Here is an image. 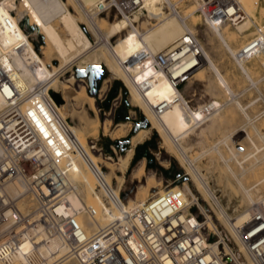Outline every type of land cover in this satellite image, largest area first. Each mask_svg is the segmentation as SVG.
<instances>
[{"label": "bare ground", "instance_id": "1", "mask_svg": "<svg viewBox=\"0 0 264 264\" xmlns=\"http://www.w3.org/2000/svg\"><path fill=\"white\" fill-rule=\"evenodd\" d=\"M113 1L120 11V16L113 20H107L109 10L114 6L111 5ZM161 1L142 0L141 8L146 17L141 20L138 13L130 16L125 5L117 0H19V2L0 0V82L3 83H0V111L8 106L9 99H23L21 107L33 113L39 98L35 92L38 85L42 86L44 92L50 87L61 95L62 101L58 103L51 92H48L57 120V123L53 122L50 126L53 129L51 143L53 146L64 144V152L69 164L66 172L69 188L65 195L69 201L67 212L75 214L77 221L86 230L91 231L99 225L106 224L114 217H118L121 211H133L141 207L147 196L163 191L161 180L158 181L152 171L149 174H144V160H141L131 170V175H133L131 177H136L139 182L133 197L122 196V199L127 197L126 206L119 202V197L111 204L99 202V199L93 195L89 176L92 167L101 169V166L104 165L107 170L101 169V172L106 180L112 182L114 179L116 181L115 191L121 190L124 173L133 154V147L137 143H141L151 130L155 129L163 139V143L167 145L168 149L170 148L171 155L181 160L180 162L186 163L187 174H190L195 180L199 193L214 200L216 213L221 224L227 230L223 228V232L230 239L238 242L237 227L246 221L253 209L259 208L254 204L261 200V207L264 208V196L255 192L261 188L259 184L264 183V175L253 182L254 184L249 183L250 186H246L245 183L248 177L255 172L264 170V132L258 129V125H255L257 119L254 121L253 116H249L245 111L244 106L237 98L238 94L233 92L228 78L223 75L224 73L220 71L211 55L197 39L191 21H187V17L190 15L198 16L193 11L194 6L192 5L193 9H187L185 13L184 11L166 13L160 6ZM236 1L241 12V19L235 23L234 27L237 33H242L249 28L252 17L250 15L254 8L251 4L253 1ZM69 6L77 10V14L72 13ZM11 8L15 9V14ZM101 13H105V16H101ZM23 16L28 18V24L33 30L31 33L25 31L20 24V19ZM149 19L154 21H149ZM205 21L225 50L234 58L243 75L254 83L246 64V61L251 58L239 57L238 51L243 44L237 48L231 44L233 42L232 32L230 34L227 31L228 26H223L228 22L208 19ZM81 24H84L89 33L95 37V45ZM36 35H39L42 41L39 46L40 52L35 49L30 38ZM115 36H117L115 41L111 43L110 39ZM172 50H174V61H171L168 68L157 67L154 54ZM260 52L253 57H264V51ZM144 53L149 55L147 60L142 58ZM51 58L58 60V64H54ZM73 62H76V68L99 64L110 72V77L102 81L95 96L89 94L86 91V85L80 84L81 78L76 80L73 74L65 79H58L59 72ZM207 63V67L213 71V77L217 84L228 97L224 102H220L217 98L193 108L189 104L190 100L185 96V91L189 89L193 80L205 81L206 77L202 75L201 67ZM111 77L120 78L124 82L128 88L131 102L143 110L148 121L147 126H140L132 132L129 137L131 145L125 148L123 154L118 155L115 162H112V156L108 154L100 155L94 152L91 149L90 140L81 142L79 137L80 132L85 130L87 125L93 135H97L99 113L95 106V99L106 92L107 86H109L107 83ZM74 80L79 84L72 85ZM178 82H186L185 87L182 89L177 86ZM214 86L211 82L209 90H213ZM188 92L190 93V91ZM11 93H14L13 97L8 98ZM162 101H168L169 106L161 113H156L153 110V105ZM231 102L243 113L244 122L224 133L217 142L214 141L216 143L209 150L217 153L228 173L234 177L238 186L246 193L244 194L248 205L247 211H242L233 217L226 213L214 199L203 174L200 173L197 164L200 154L190 157L187 151H190L192 146L183 144L186 137L192 134L197 137L203 136L222 123L226 117L228 118L226 114H220V111ZM71 103L79 104V107L69 108ZM40 106L46 110L42 103ZM88 108L93 111L94 116H90ZM260 113H264V111ZM67 116L72 119V125L64 122ZM106 117L112 120V113L107 114ZM41 120L37 119L42 124ZM124 124L123 122L116 123L112 131L103 125V134L106 133L105 135L108 136V134L114 133L118 136L119 133H124L121 131ZM247 125L253 128L258 139L247 129ZM42 126L44 125L42 124ZM72 140L79 144L81 152L80 150H77L78 152H75L74 149L71 150L72 145L69 143ZM221 143L226 145V153L221 150L219 146ZM231 160L234 161L235 167L231 166ZM143 174L146 175L144 181L140 180V176ZM83 181L85 184L82 186ZM181 186L185 201H188L190 197L196 198L186 180L182 182ZM252 189L254 190L252 191ZM8 190L12 194H18L24 190V187L21 183H13L9 185ZM97 192L99 191L97 190ZM87 206L95 208L96 215L94 217L87 214ZM199 209L204 213L205 227L214 229L221 235L220 222L218 225L214 216H211L203 205L200 204ZM239 246L242 249L241 244ZM63 250L64 248L59 247L56 255H60ZM21 262L22 257L19 256L13 264H21ZM61 264H81V262L76 258H69Z\"/></svg>", "mask_w": 264, "mask_h": 264}, {"label": "built area", "instance_id": "2", "mask_svg": "<svg viewBox=\"0 0 264 264\" xmlns=\"http://www.w3.org/2000/svg\"><path fill=\"white\" fill-rule=\"evenodd\" d=\"M119 2L129 15L143 13L142 0ZM189 2L204 21L235 25L241 19L236 0H162L160 6L167 13H178ZM255 27V34L238 51L240 58L249 59L264 51V23ZM173 52L154 54L156 66L167 69L174 61ZM148 56L144 53L143 60ZM81 81L88 88L87 80ZM41 87L35 88L39 98L33 113L21 107L23 99H9L8 106L0 111V264H13L19 256L21 264H61L69 258H76L81 264H264V209H253L237 227L238 242L231 241L223 229L220 228V235L206 228L200 209L202 217L192 211L197 199L190 197L185 201L182 186L172 183L163 185L161 193L149 195L141 207L121 211L106 224L86 230L75 214L67 212L69 164L64 144L51 143L50 126L57 123L48 96L52 88L44 92ZM105 96L106 93L95 99L97 110L103 116L112 113L113 118L120 102L113 99L102 104ZM168 106V101H162L153 105V110L161 113ZM89 140L94 152L106 155L97 139ZM69 145L71 150L81 152L76 141ZM91 170L104 203L111 204L122 197V191H115L101 169ZM13 183H21L24 190L10 193L9 185ZM86 212L91 217L96 215L92 206H87ZM59 247L64 250L56 255Z\"/></svg>", "mask_w": 264, "mask_h": 264}, {"label": "rangeland", "instance_id": "3", "mask_svg": "<svg viewBox=\"0 0 264 264\" xmlns=\"http://www.w3.org/2000/svg\"><path fill=\"white\" fill-rule=\"evenodd\" d=\"M14 1L19 2V0H14ZM118 1L119 0H117V2ZM252 1L254 2V4L253 2H251V4L254 8L252 15H250V17L251 16L252 17L249 24V28L246 31L242 33H237L234 27L235 25H233L231 22L224 23L223 25V26H228L227 31H229L230 34L232 32L233 42H231V44L236 48L241 46L251 36L255 34V28H256L255 26L257 24L264 23V0H252ZM111 5H116L115 1H113ZM69 8L72 13L77 14L78 11L75 10L72 6H69ZM191 8L193 9L192 3L189 2L186 5H184L182 8H180L179 11L180 12L184 11L185 13L187 12V9L192 10ZM11 10L15 14V9L11 8ZM100 15L105 16V13H101ZM119 16H120L119 9L115 8V6H112L106 18L107 20H113L114 18H117ZM139 16L141 17V20L145 19L146 17L145 12H143V14L140 13ZM193 16L194 15L188 16L187 21L189 22L191 21L190 23H192V26L194 28V33L197 39L203 45V47L209 53V55H211L217 67L220 69L222 73H224L223 75L226 78H228L227 80L231 84V88L234 90L233 92L238 94L237 98L239 102L244 106L245 111L249 114V116H253L254 121L257 119L255 121V125H258L257 126L258 129L261 132H264V113H260L264 111V57L260 55L262 57V60L260 59L261 57H253L248 61H246L247 62L246 64L248 65L251 74L250 76L252 80L255 81L254 83H252L246 76L243 75V73L239 69V66L235 62L234 58L231 55H229V53L225 50L219 39H217V37L212 33V31L208 26L207 21H204L203 18H201L199 15H198L199 17L198 16L193 17ZM151 20L152 22L154 21L153 19H149V21ZM20 24L23 26L24 30L27 31L28 33L29 32L31 33L33 31L32 27L28 24V18L26 16L21 17ZM81 27L86 32L92 43L96 44L95 37L91 33H89L85 25L81 24ZM139 27L141 29V26ZM116 37L117 36L112 37L110 39L111 43L115 41ZM30 38L34 44L35 49L38 52H40L39 46L41 45L42 42L41 37L39 35L38 36L36 35V36H31ZM51 61L54 64H58L59 62L58 60H54L53 58H51ZM75 65L76 62H73L71 63V65H68L64 70L59 72L58 79L62 80L67 78L70 74H73L76 80L77 78H85L87 80V77L76 76ZM207 65L208 63L203 65L204 67L203 66L201 67L202 75L203 76L205 75L206 77L205 81L193 80V82L189 86V89L185 91V96L188 97V99L190 100L189 104L191 107L193 106V108H195L199 104H203L205 102L217 98H218L217 100H219L220 102H224L228 97V95L223 92L224 90H222L221 87H219V85L217 84L216 80L213 77L214 76L213 71H211L210 68L207 67ZM104 69L105 72L101 77V80L99 82V87L104 79L110 77V72L105 67ZM76 80L72 82V85L78 83V81L76 82ZM211 82L213 83V85H215L213 90H209V85ZM80 84L84 85V82L80 81ZM107 84L109 86H107V90L105 92L106 96L105 98H103L102 104L104 103L107 105L110 102H112L113 99H117V101L119 100L120 103L116 108L114 117L112 118V120H110L109 117L105 118V116L99 114L98 117L99 126H98L97 135H93L89 125H87V128L85 127L86 129L80 132L79 137L81 139V142H83L82 140H89L90 138L97 139V145L102 146L104 153L106 155L108 154L112 156V162H115L118 155L123 154L125 148L131 145L130 142L121 143L122 140L129 139L130 135L135 130V124L138 121L145 119L146 117L145 114L143 113V110L139 106L131 102L128 88L125 86L124 82L120 78L111 77L109 78ZM185 84L186 82H181L179 87L183 89L185 87ZM86 91H87V86H86ZM188 91H190V93ZM104 94L101 97H103ZM96 99H98V97ZM72 107H79V104L74 105L73 103H71L69 105V108ZM87 110L90 116H94V113L91 109L88 108ZM220 112H221L220 114L223 113L222 115L226 114L228 118L226 117L227 119L225 118L223 122L221 121L222 123L216 126L212 131L206 132L203 136H198L199 138L195 134L186 137L185 140L183 141L185 143L183 144L192 146L190 148L191 152L189 150L187 151V154L190 157H194L196 155L198 156L200 154L198 157L199 160H197L200 173L203 174L205 182H207V185L209 186L211 193L214 195V199L222 206L223 210L226 213H228L230 216L233 217V215L235 216L241 213L242 211L243 212L247 211L246 208L248 207V205L247 202L245 201L246 193L241 190L242 188L238 186V183H236L234 177L231 176L230 173H228V170L225 168L222 159L218 157L217 153L209 149L211 146H213V144H215L218 141V138L223 136L224 133L230 131L231 129H233V127L234 128L237 127V125L238 126L242 125L245 117L243 116V113L240 110H238L237 107H235L233 102L229 103ZM257 114L258 116L256 117ZM67 119L69 122L66 121V119L64 120V122L72 125L73 124L72 119L69 116H67ZM119 122L125 123L122 126V130H121L124 133H119L118 136L114 133L108 134V136L105 135L106 133L103 134V128H102L103 125H105L106 128H109L110 131H112L115 128V124ZM147 125H148V121H147ZM247 129L251 131V134L253 133L256 139H258V137L255 135L253 128H251L250 125H247ZM111 145L114 147V150L112 149ZM219 146L224 153L227 152V148L225 144L221 143ZM169 151L170 148L168 149L167 145L163 143V139L155 129H152L151 132L148 134V136L141 143H137L134 148L133 155L131 157L128 168L124 173V181L120 188L122 191V196L128 195L133 197L136 190V186L139 181L137 180L136 177H131L133 176L131 175L132 173L131 170L132 168L137 166V164L141 160H144V164H145L144 174H149L152 171L156 176V179L158 178L157 179L158 181L161 180L160 181L161 186L168 183H172L174 185L175 184L181 185L182 182L186 180L190 184V187L197 198V205H194L192 207V211L194 213H198L200 217H202L198 208L200 204L203 205L206 211L209 214H211V216H214L215 222L219 225L220 219L215 210L216 206L215 203L213 202L214 200L208 196L204 197L199 193V188L195 180H193L190 174H187V169H185L186 163L180 162L181 160L171 155L172 152ZM143 157L144 159H141ZM233 162L234 161L232 160L230 161L231 166L235 167L236 165H234L235 163ZM101 169L107 170L106 167L105 169L103 168ZM144 174L140 176V180L142 181L145 180L144 178L146 175ZM262 175H264V170L255 172L252 176L248 177L247 182L245 181L247 185L246 184L245 185L250 186L249 183L254 184L253 182L257 181V179ZM89 176L91 179L92 192L93 195H95L94 197L98 198L99 199L98 201L104 204V201L100 197V193L97 192V190L95 189L96 177L93 171L89 173ZM111 183L115 189L116 181L112 179ZM81 184L83 186L85 184V181H83ZM259 185H261V188L259 186L260 188L258 189L259 191H255V192L256 193L259 192L257 193L258 195L261 194L262 196H264V183ZM253 190L254 189H252V191ZM126 199L127 197L125 199H122V197L120 196L119 202H121L123 206H126ZM260 202L261 200L260 201L258 200V203L254 204V206L262 208ZM221 225H219V227L221 229L224 228L226 230V228L223 225L222 226ZM231 241L233 240L231 239Z\"/></svg>", "mask_w": 264, "mask_h": 264}, {"label": "water", "instance_id": "4", "mask_svg": "<svg viewBox=\"0 0 264 264\" xmlns=\"http://www.w3.org/2000/svg\"><path fill=\"white\" fill-rule=\"evenodd\" d=\"M75 71H76L75 74L77 77H87L88 86H89L87 88V91L89 94H92L95 96L98 92L99 82L101 80V77L105 72L104 67L99 64H90L84 68H76ZM51 94L56 102L59 103L62 101V97L59 93L52 91ZM140 126H147L146 118L141 121H138L135 124V129ZM128 142H129V139H124L122 140L121 143H128Z\"/></svg>", "mask_w": 264, "mask_h": 264}, {"label": "crops", "instance_id": "5", "mask_svg": "<svg viewBox=\"0 0 264 264\" xmlns=\"http://www.w3.org/2000/svg\"><path fill=\"white\" fill-rule=\"evenodd\" d=\"M136 146V145H135ZM135 146L133 147V151H134V148H135ZM133 155V154H132ZM132 157V156H131ZM141 159H144V157L143 158H141ZM130 160H131V158H130ZM130 163V162H129Z\"/></svg>", "mask_w": 264, "mask_h": 264}]
</instances>
